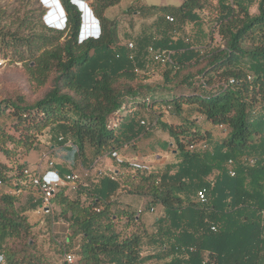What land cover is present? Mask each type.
Returning <instances> with one entry per match:
<instances>
[{
    "label": "trees",
    "instance_id": "1",
    "mask_svg": "<svg viewBox=\"0 0 264 264\" xmlns=\"http://www.w3.org/2000/svg\"><path fill=\"white\" fill-rule=\"evenodd\" d=\"M76 1L86 0H59L67 19L61 31L42 23L46 12L38 13L37 21L24 13L0 26L2 58L22 63L34 89L51 86L33 102L21 95L0 101V117L9 111L13 120L11 127L0 125V154L10 164L0 162L2 189H17L27 181L24 165L17 161L37 148L46 131L70 143L80 157L86 147L95 156L113 157L132 143L139 132L124 134L125 125L134 126L129 109L158 103L146 93V50H171L173 64L162 75L171 95L159 102L168 99L164 108L174 110L179 122H155L172 140L177 161L155 172L124 163L129 168L123 174L104 177L98 189L85 190L87 204L79 195L69 196L66 186L58 188L52 203L68 222L64 250L75 252L76 264H145L153 255L163 257V264H264V0H181L177 8H140L138 15L156 16L159 37L148 46V38L139 39L132 59L117 25L106 17V10L121 0L92 1L100 33L81 42L82 12ZM256 1L257 14L251 15ZM167 15L173 23L165 20ZM204 23L222 47L210 42L202 50L172 37L174 27L181 31ZM231 79L235 85L227 84ZM179 90L185 93H173ZM188 112L224 126L227 136L214 142ZM200 141L207 143V151L188 150ZM248 159L256 161L249 165ZM228 160L235 163L234 177L227 173ZM213 171L218 175L208 187L206 177ZM121 186L148 199L149 210L161 209L154 232L140 229L138 213L114 209L110 197ZM204 187L208 200L200 204L195 194ZM16 201L0 193L3 264H53L38 250L34 226L18 212ZM121 220L124 228L117 231ZM146 246L159 250L144 256Z\"/></svg>",
    "mask_w": 264,
    "mask_h": 264
},
{
    "label": "rangeland",
    "instance_id": "2",
    "mask_svg": "<svg viewBox=\"0 0 264 264\" xmlns=\"http://www.w3.org/2000/svg\"><path fill=\"white\" fill-rule=\"evenodd\" d=\"M93 0H86L85 2L88 4V6L92 3ZM155 5H158L160 7H166V6H172V7H178L180 4V0H151ZM48 8L44 7L40 0H0V26H8L12 22L16 20V15L22 16L24 13H31L32 15H35L34 20L37 21V14L38 13H44L46 12ZM91 9V8H90ZM82 10V8H80ZM135 10V9H134ZM34 11V12H33ZM3 12V14H2ZM133 11L130 12V14H119V16L112 15L110 18H107L110 22H113V25H117L118 32L121 36V44L124 46L128 41H132L135 44L136 52H138L139 48V33L142 29H144L145 38H148V46L149 44L153 43L154 40H158L159 34L157 33V28L153 24L154 21L149 20L148 16L138 15V16H132ZM15 16V17H14ZM122 16V17H121ZM147 17V18H146ZM42 21V17H41ZM156 21V20H155ZM42 23L46 26V24L42 21ZM112 25V26H113ZM16 26V25H14ZM48 27V26H47ZM49 28V27H48ZM97 28V25L95 27V30ZM176 29L174 31L173 29ZM170 29L172 33V37H174L175 40H182L185 43V39H188L191 46L193 47H199L203 50V47L211 42V45L213 47H222L223 42L220 40V38L217 36V34L211 33L210 26L207 23H204L200 26H187L183 30H179L176 27ZM52 29V28H50ZM97 31V30H96ZM92 36H95L92 35ZM141 40V38H140ZM145 46V47H146ZM143 49V48H142ZM141 57L143 58L144 52L142 51ZM144 76L147 78V86L149 88V92H146L148 94H152L156 101L158 103L154 104L153 107H149L148 109L141 107L140 108V119L146 120L148 124L151 126L156 118L159 120V122L163 124H172L175 126L176 123L179 122L177 115L174 110H165L164 106H166L168 99H163V101L159 102L160 98H166V96H170L171 93L169 91V88H166L163 84L162 75L165 72V70L168 67H163L158 64H154L150 62L148 59L144 60ZM30 66H33L32 63H30ZM50 84H46L44 87L39 89H34L31 87V82L29 80V73L25 69L22 63H11L8 60H4L2 58V55L0 53V101L4 98H14L17 95L24 96V98L29 101L33 102L40 98H42L50 89ZM167 89V90H166ZM169 91V92H168ZM174 94L179 93H185L182 91H175ZM187 94V93H186ZM158 104V105H157ZM163 108H162V107ZM185 108V107H184ZM186 109V108H185ZM189 118H196L198 119V124H200L202 127L208 126L209 122H207L203 117L199 116L196 113H187ZM114 121V118L109 119V122ZM13 123V120L11 119V116L9 114V111H6L3 117H0V125H3L5 128L11 127ZM158 125L155 123L154 126H151L148 131H144L143 129H140V133H143L144 135L149 132V134H152L151 136L140 137V140L144 137V141H141V144L136 148L137 140L133 141L128 145V147H132L130 150L126 152V156L130 158V163H127L130 168L139 167L142 169H145L147 171L155 172V171H162L164 167L168 164H173L177 161V158L174 157L175 151H172L171 149H164L162 147H159V141L160 138L157 137L156 134H154L155 131H160ZM153 130L154 132L151 133L150 131ZM214 135L212 137V140L214 142H219L223 140L224 135L222 131L219 129H213ZM211 134V133H210ZM159 136H162V131H160ZM147 140H150L148 143L150 144L148 152H150V156L147 155H140V159L138 160L136 158V151L142 150L144 143H147ZM159 143V144H158ZM209 149L211 148V142H209ZM163 150H161V149ZM142 153V152H140ZM157 156L164 157L165 165L161 166L158 164L160 162V159H157ZM3 159V158H2ZM125 168V170H128ZM88 167V164H87ZM79 174V173H78ZM114 176V174H112ZM124 180V179H123ZM121 179V181H123ZM123 184V182H122ZM122 190H127V188H122ZM72 192V191H71ZM126 196L124 199H122L123 203H128L130 205H134L133 212H136L138 208H140V229H145L149 233H152L155 231V221L157 217L159 216L158 210L156 212L151 213L148 208V199L144 197H137L129 194L128 192L125 193ZM114 209H117L114 207ZM122 210V209H118ZM63 221V224L60 227L59 233H52L49 236H46L45 238H39L38 235L35 237L36 239V246L39 251L43 252L48 260H50L53 264L56 262L58 257L62 255L63 249L65 246V239L68 235L67 229L68 225L65 219H61ZM124 220L119 221V223L116 225V230L120 231L124 228L123 226ZM135 228V227H134ZM55 238V239H54ZM159 248L156 246L152 247V250H150V247L144 248V256L147 255H153L156 252H158ZM68 252H74V251H68ZM75 253V252H74ZM0 254L3 255V253L0 251ZM154 257V255H153ZM150 259V264H163L164 258L154 257Z\"/></svg>",
    "mask_w": 264,
    "mask_h": 264
},
{
    "label": "crops",
    "instance_id": "3",
    "mask_svg": "<svg viewBox=\"0 0 264 264\" xmlns=\"http://www.w3.org/2000/svg\"><path fill=\"white\" fill-rule=\"evenodd\" d=\"M85 3V2H84ZM87 4V3H86ZM181 4V0H180ZM179 4V6H180ZM48 9H52V1H48ZM152 6L160 7L158 5H155L153 1L151 0H121V2L109 9L106 10V17L110 18L112 15L119 16V14H130L131 11H133L131 14L132 16H138V13L136 10L140 8H149ZM178 6V7H179ZM166 7H172V6H166ZM55 8V7H54ZM177 8V7H173ZM135 9V10H134ZM250 14L255 15L257 14V1L250 7ZM122 17V16H121ZM149 20L154 21L153 24H155L156 16H153L149 18ZM54 23V22H53ZM50 25H55V24H50ZM119 38L121 39V36L119 34ZM139 39H144L145 34H144V29H142L139 33ZM133 116L130 118V120H133L134 126L132 125H125L123 127L124 134L125 136H131L134 134L137 130L139 132L138 136L136 137L137 143H136V148L141 144V141H144V137L151 136L152 134H147L144 135V137L140 140V128L138 127V120L140 119V107H133L132 108ZM157 119V118H156ZM197 120L198 119L194 118ZM155 121L152 124V126L155 125ZM158 125V124H157ZM200 125V124H199ZM132 127V128H131ZM151 127V126H150ZM159 127V126H158ZM157 127V129H158ZM203 131H207L210 134V137L212 138L214 135V130H218L217 126H213L210 122L208 126L202 127ZM160 128V127H159ZM162 131V136H159L160 131H153L151 130L150 132L157 135L160 140L159 141V147L166 148V149H173V144L172 140L166 134L163 130L158 129ZM142 137V136H141ZM150 140H147V143H144L145 146H143L142 150H137L136 153V158L139 160L140 155H147L150 156L149 150L150 147ZM149 142V143H148ZM138 145V146H137ZM132 147L125 146L123 149H121L117 154L113 155V157L108 156L107 154H101L99 156H95L93 154V150L89 147L85 148V152L83 157H80V155L77 154V151L75 150L74 147L71 146L70 143L62 141L60 137L57 135L53 134L52 132L46 131L43 133V135L40 136V143L38 144L37 148L35 150L30 151L28 154L22 156L17 162L19 164H23L24 168L27 169L30 172L33 173H45L46 171L49 170L47 164L45 161L42 160V156L45 153H48L51 158H55V166L52 169L53 172H57L60 175H67L70 173H79L81 176L82 182L85 186H77V188L73 189L71 188L70 185H67V191L66 193L71 196H80L82 201H86V204L88 203V196H86V191L85 190H90V189H98L100 181L104 177L108 178H114V176H120L121 174L124 173L125 166L124 163H130V158L126 156V152L130 150ZM161 149V148H160ZM162 150V149H161ZM163 151V150H162ZM142 152V153H140ZM3 158V159H2ZM157 159H160V164L161 166L165 165L164 157L157 156ZM0 162L10 165L9 162L5 159L3 155L0 154ZM88 164V167H87ZM131 164V163H130ZM135 168H139L135 167ZM114 174V176L112 175ZM124 188L121 186L111 197V201H115L114 207L117 209H129L133 210L134 205H130L128 203H123L122 199L125 198L126 196V190H122ZM17 190V189H22L23 193L19 196L16 197V208L20 214L26 217L28 222L33 225V231L38 235L39 238H45L46 236H49L52 233H59L60 227L65 224L61 219H65L66 221V216H60V209L56 205H54V211L52 214H45L43 213L40 208H41V202H40V196L39 193L35 188H33L30 185L29 178L27 181H25L23 184L21 183L20 187L13 188H1V192L3 193H8L9 191L12 190ZM72 191V192H71ZM158 210L159 215L161 213L160 208H156V211ZM140 208L136 211V213L139 214L140 218ZM67 222V221H66ZM68 225V222L66 223ZM68 233V229H67ZM55 239V238H54ZM61 256L58 257L57 261L54 262V264H57ZM145 264H150V261H147Z\"/></svg>",
    "mask_w": 264,
    "mask_h": 264
},
{
    "label": "built area",
    "instance_id": "4",
    "mask_svg": "<svg viewBox=\"0 0 264 264\" xmlns=\"http://www.w3.org/2000/svg\"><path fill=\"white\" fill-rule=\"evenodd\" d=\"M165 20L169 23L174 22V19L169 15L165 16ZM97 29H99L98 23H97ZM93 37H97V35ZM79 41L81 42L83 40L79 38ZM185 42L187 43L189 42V40L185 39ZM124 46L128 50V53L130 55L129 58L132 59L133 52L135 49V44L132 41L130 42L128 41L126 44H124ZM173 56H174V53L171 50H159V49L154 48L153 46H149L146 50V59H148L150 62L154 64H158L163 67L171 66L173 64ZM248 79H250V77H248ZM227 84L235 85L236 82L234 79H231L228 81ZM227 84L223 85V87H226ZM132 111H133L132 109H129V112H132ZM138 127L145 131H148L150 129V125L148 124V122L143 119L138 120ZM218 129L222 131L224 138H225L227 136L228 130L224 126H218ZM207 149H208V145L205 141H200L194 144H190L188 146V150L191 152L203 153L207 151ZM41 161L46 162L49 168L48 171L41 174V173H33L25 169L23 173L25 176L29 178L30 185L33 188H35L37 192L39 193L40 202H41L40 210L45 214H52L54 211V205L52 203V198L54 197V194L58 188L70 185L71 188L75 189L77 188V186H85V185L82 182L81 176L77 173L60 175L57 172H53L52 169L55 166V158H51L48 153L43 154ZM255 161H256L255 159L247 160L249 165H253ZM225 167L230 177H234L236 175L235 163L233 160H228ZM217 175H218V172L213 171L206 177V184L208 187H213ZM1 188H2V184L0 183V193H1ZM22 193H23L22 189H17V190L14 189L12 191H9L6 194L19 197ZM195 200L200 204L207 203L208 192H207L206 187L197 190L195 194ZM149 211L151 213L156 212V208L155 209L152 208ZM262 214L264 215V212H262ZM211 231L213 232L216 231L215 226H211ZM76 262H77L76 255L72 252H68L63 249L61 259L57 264H76Z\"/></svg>",
    "mask_w": 264,
    "mask_h": 264
},
{
    "label": "water",
    "instance_id": "5",
    "mask_svg": "<svg viewBox=\"0 0 264 264\" xmlns=\"http://www.w3.org/2000/svg\"><path fill=\"white\" fill-rule=\"evenodd\" d=\"M48 1L49 0H40V3L46 8L48 7ZM52 1V5L51 6H54L55 8H52V9H49V10H46V13L45 15L43 16V22L49 27V28H52V29H55V30H63L65 28V24H66V14L59 2V0H51ZM87 5H85L86 7ZM82 8H83V11H82V16H81V19H82V26H81V29H80V38L82 40H84L86 37H93L90 33L87 34V36H84L83 35V25H84V22H85V14H84V6L82 4ZM87 9V8H86ZM90 16L92 17L93 16V13L92 11L90 10ZM54 22V23H53ZM96 22L98 23V21L96 20ZM50 24H55V25H50ZM111 25H113V22H111ZM99 32V29H97L95 35H97Z\"/></svg>",
    "mask_w": 264,
    "mask_h": 264
},
{
    "label": "bare ground",
    "instance_id": "6",
    "mask_svg": "<svg viewBox=\"0 0 264 264\" xmlns=\"http://www.w3.org/2000/svg\"><path fill=\"white\" fill-rule=\"evenodd\" d=\"M85 5H87V6L85 7ZM83 6H84V14H85V22L83 25V35L87 36V34H89V33L91 35H94L96 33V30H97V28L95 30V27L97 25L96 19H95L94 15L92 17L90 16V10L91 9L88 6V4L84 3ZM52 8H54V6Z\"/></svg>",
    "mask_w": 264,
    "mask_h": 264
},
{
    "label": "clouds",
    "instance_id": "7",
    "mask_svg": "<svg viewBox=\"0 0 264 264\" xmlns=\"http://www.w3.org/2000/svg\"><path fill=\"white\" fill-rule=\"evenodd\" d=\"M76 3V5L79 7V10H80V8H82V4H84V2H80V1H76L75 2ZM81 12L83 11V8H82V10H80ZM99 33H100V29H99V32H98V34H97V37L99 36ZM97 37H93V38H97ZM80 38V37H79ZM86 38H88V37H86ZM85 38V39H86ZM84 39V40H85ZM4 263V257H3V255L2 254H0V264H3Z\"/></svg>",
    "mask_w": 264,
    "mask_h": 264
}]
</instances>
